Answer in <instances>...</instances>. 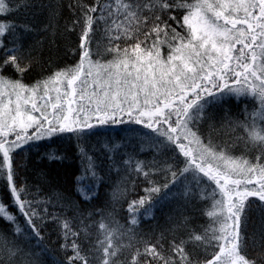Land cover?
Here are the masks:
<instances>
[{
    "label": "snow or ice",
    "instance_id": "snow-or-ice-1",
    "mask_svg": "<svg viewBox=\"0 0 264 264\" xmlns=\"http://www.w3.org/2000/svg\"><path fill=\"white\" fill-rule=\"evenodd\" d=\"M50 245L264 264V0H0V264Z\"/></svg>",
    "mask_w": 264,
    "mask_h": 264
},
{
    "label": "trees",
    "instance_id": "trees-1",
    "mask_svg": "<svg viewBox=\"0 0 264 264\" xmlns=\"http://www.w3.org/2000/svg\"><path fill=\"white\" fill-rule=\"evenodd\" d=\"M243 99V98H241ZM248 103L249 106V110H251V107L254 103V101L251 100V98H248V100L246 101ZM244 105L240 104L237 105L236 100L233 98L231 99L228 103L225 104V108H231L233 112L239 111ZM35 151V150H34ZM43 153H41L42 155ZM35 162L36 163H40V159L39 157H35ZM168 209L164 208L162 209L160 212L156 213V216L158 218V222L163 224L164 222V214L167 213ZM157 223V220L152 221L153 226ZM50 248L53 249V251H50L48 253V264H52V261L55 260L58 256L57 252L54 250L55 249V245H50Z\"/></svg>",
    "mask_w": 264,
    "mask_h": 264
}]
</instances>
